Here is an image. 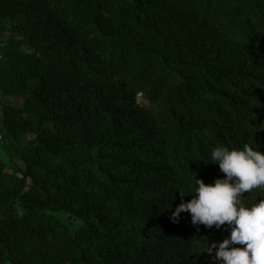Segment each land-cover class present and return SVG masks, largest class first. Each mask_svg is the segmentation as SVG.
<instances>
[{
    "label": "trees",
    "instance_id": "1",
    "mask_svg": "<svg viewBox=\"0 0 264 264\" xmlns=\"http://www.w3.org/2000/svg\"><path fill=\"white\" fill-rule=\"evenodd\" d=\"M0 31L1 126L30 136L0 264H211L227 226L170 217L214 147L264 153V0H0Z\"/></svg>",
    "mask_w": 264,
    "mask_h": 264
},
{
    "label": "clouds",
    "instance_id": "2",
    "mask_svg": "<svg viewBox=\"0 0 264 264\" xmlns=\"http://www.w3.org/2000/svg\"><path fill=\"white\" fill-rule=\"evenodd\" d=\"M210 162L218 164L223 178L211 184L196 179L191 200H182L170 219L178 222L180 213L188 212L193 225L227 226L230 235L222 242L209 246L207 241L204 252L212 256L211 264H264V198L251 205L242 199L244 193L264 188V153L248 144L218 145Z\"/></svg>",
    "mask_w": 264,
    "mask_h": 264
},
{
    "label": "rangeland",
    "instance_id": "3",
    "mask_svg": "<svg viewBox=\"0 0 264 264\" xmlns=\"http://www.w3.org/2000/svg\"><path fill=\"white\" fill-rule=\"evenodd\" d=\"M9 30L8 25L5 27ZM5 29V32L8 35V31ZM1 37V31H0ZM139 102L142 104V100L139 99ZM13 104L18 105L21 103V99H16L15 97L7 96L1 97L0 96V105L1 104ZM30 138L29 135L22 136L18 141H15L13 136L10 133H6L3 131L1 126V113H0V159L5 162L7 166V170L9 172H18L23 169L22 162L18 155H16L13 151V147L22 146L26 143V141ZM60 219L69 224L72 230L76 229L78 223L76 221H71L66 216L61 215ZM239 247V245H237Z\"/></svg>",
    "mask_w": 264,
    "mask_h": 264
},
{
    "label": "built area",
    "instance_id": "4",
    "mask_svg": "<svg viewBox=\"0 0 264 264\" xmlns=\"http://www.w3.org/2000/svg\"><path fill=\"white\" fill-rule=\"evenodd\" d=\"M2 44L0 43V61L3 59Z\"/></svg>",
    "mask_w": 264,
    "mask_h": 264
}]
</instances>
